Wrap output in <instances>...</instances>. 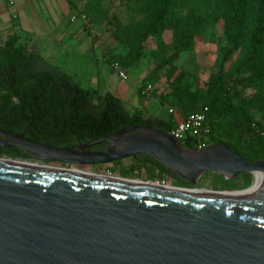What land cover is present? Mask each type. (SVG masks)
I'll use <instances>...</instances> for the list:
<instances>
[{"label": "water", "instance_id": "95a60500", "mask_svg": "<svg viewBox=\"0 0 264 264\" xmlns=\"http://www.w3.org/2000/svg\"><path fill=\"white\" fill-rule=\"evenodd\" d=\"M102 145L108 147L91 150ZM7 149L65 167L148 156L191 188L137 187L0 164V264H264V181L228 192L240 194L190 193L200 191L192 187L206 173L225 180L264 175V160L249 161L220 144L182 150L149 126L71 148L0 129V150Z\"/></svg>", "mask_w": 264, "mask_h": 264}, {"label": "trees", "instance_id": "16d2710c", "mask_svg": "<svg viewBox=\"0 0 264 264\" xmlns=\"http://www.w3.org/2000/svg\"><path fill=\"white\" fill-rule=\"evenodd\" d=\"M104 1L85 2L90 10L86 16L92 24L107 16V10L100 7ZM126 4L143 18L130 24L112 22L115 27L112 40L127 53L113 58L108 65L119 63L131 67L142 58L143 44L152 38L156 42L154 68L169 67L168 79L176 74L172 64L178 55L192 51L196 40L216 26L221 15L228 47L222 50L220 69L210 76L207 90L192 91L190 85L182 84L185 75L178 73L169 93L159 98L160 104L181 110L183 119L207 108L209 145H224L252 162L264 160V0H126ZM166 31L172 32L173 52L169 56L162 40ZM237 50L241 58L224 71L223 65ZM146 79L147 76L143 85ZM245 90H252L253 94L233 102ZM172 124L167 120L145 119L140 111H126L123 102L114 95H98L91 88L82 87L72 76L30 50L17 35L9 36L0 46V129L6 133L23 134L33 142L71 148L139 126L169 134ZM180 146L194 149L191 141ZM1 157L23 163L38 162L16 149L0 150ZM133 162L127 172L119 174L140 178L139 172L143 170L146 181L167 177L180 187L191 188L148 156ZM119 164H113L108 172L116 173ZM203 176H213L216 184L229 185L228 191L245 190L252 184L249 174L234 180L210 173Z\"/></svg>", "mask_w": 264, "mask_h": 264}, {"label": "rangeland", "instance_id": "374dc122", "mask_svg": "<svg viewBox=\"0 0 264 264\" xmlns=\"http://www.w3.org/2000/svg\"><path fill=\"white\" fill-rule=\"evenodd\" d=\"M34 1L38 3L40 12H36L37 17L33 15L31 10L29 12L33 19L37 18L39 20V24H42L43 28H49L48 30L52 32V37L56 36L54 29L59 26H61V29L62 27L67 28L70 34L76 30L75 37L77 34L82 36L81 42L72 40L67 44V46H61L62 49L59 60L54 62V64L56 63L59 68L69 73V75L75 78L76 81L80 82V76L85 73L84 70L88 65L87 61L90 56L89 50H91V52L93 50V53L95 54L93 58L95 56L99 58V62L97 64L99 71H101V67L105 68L107 76L109 77V82L113 89H116V93H118L116 96L122 100L126 111L132 112L133 106L136 104L139 106V102L141 103V97L144 101L150 103H152V100L154 99L150 113L153 115L161 114L163 119L169 121L170 123H174L177 120L183 119L184 113L179 109H170L165 105H161L159 98L169 93L171 83H173V80L176 77L175 75L178 73H183L185 77L182 81V84L190 85L192 91L200 90L205 92L208 87L210 76L218 72L220 69L219 62L222 58V50L225 47H228L224 34V24L220 15V20L217 25L208 29L203 36L196 40L192 51L178 55L176 61L172 64L176 68V74L171 76L170 79H168L166 74L169 67L161 70L154 68L153 52L156 49V42L154 39L149 38L143 44L141 51L142 58H140L131 67L126 68L117 63L118 66L126 73V80L124 82H120L117 74L111 71V69H108L110 67L108 63L117 56H125L127 50L121 45L113 42L111 35L115 27L112 22L117 20L122 24L135 23L141 21L143 15L139 14L131 5H127L126 0H105L100 4V7L103 11L107 10V16L104 17V19L99 20L97 23L92 24L89 21V18L86 16L90 11L89 5L85 6L83 0ZM74 15L75 17H71ZM84 16L86 18L85 20L82 19ZM73 18H76V23L74 24H72V22L75 21ZM162 40L164 43L166 56H169L173 52L172 32H164L162 34ZM86 46L89 47V50ZM240 58V51L237 50L223 65L224 71H227L229 65ZM48 63L50 64L52 62ZM146 76L148 79H146L145 84L143 85V79ZM82 79L84 78L82 77ZM147 85H151L153 87V91L148 98L141 94V90ZM93 90L95 91V89ZM96 91L98 94H102V90L98 89ZM252 94V90L241 91L239 96L235 97L233 102H237L238 98H247ZM143 110L144 117H148V114H150L149 110H147V108H143ZM181 149L186 150L182 147ZM28 164L39 166L44 165L55 169H66L73 173L89 174L108 178L111 177L126 181L146 182L145 173L143 170L139 172L140 178L133 177L134 175L131 177L129 175L123 177L119 174L127 172L126 170L130 169L134 165L132 159L121 161L116 168L117 172L114 174L108 172L110 168H113V165L96 167H65L63 165L43 164L36 163L34 161H29ZM161 180H164L165 184H168L170 187L181 188L176 181H173L170 178L165 177ZM252 182H254L253 176ZM228 186L229 185L223 183L216 184L214 182L213 176H202L198 180L196 186L192 188L199 189L201 192H233L228 191Z\"/></svg>", "mask_w": 264, "mask_h": 264}, {"label": "crops", "instance_id": "0c3cea01", "mask_svg": "<svg viewBox=\"0 0 264 264\" xmlns=\"http://www.w3.org/2000/svg\"><path fill=\"white\" fill-rule=\"evenodd\" d=\"M10 1L13 3V5L11 6L9 4ZM30 10L33 12V15L35 17H37L36 12H40L39 5L34 0H0V46L5 44L9 36L17 35L19 36L21 41L28 46L30 50L39 53L43 58L47 60V62H52L50 63L52 66L60 69L64 73H67L59 68L56 63L54 64V62L59 60L62 47L67 46V44L72 40L81 42L82 36H79V34H77L75 37L76 30H74V32L70 34L67 28L62 27L61 29V26H59L54 29L56 32V36L52 37V32L48 30L49 28H43L42 24H39V20L37 18H34L35 20L32 18L29 12ZM71 17H75V15ZM74 23H76V20L72 22V24ZM86 47L89 50V47ZM89 55L90 56L87 61L88 65L84 70L85 73L80 76L81 84L79 81H76L75 78L74 80L82 87L91 88L92 90L95 89V92L97 94L98 92L96 90H102V94L98 95L110 93L117 97L116 94L118 93H116V89H113V87L111 86L105 68L101 67V71H99V68L97 67L99 58L97 56L93 58V56L95 55L93 53V50L92 52L91 50H89ZM108 69H110V67ZM82 77L84 79H82ZM140 100L141 103L139 102V106H137L136 104L132 107V110L140 111L142 116L144 117L143 108H147L150 113L154 99L152 100V103L144 101L142 98ZM145 119L164 120L161 114L153 115L151 113L148 114V117H146Z\"/></svg>", "mask_w": 264, "mask_h": 264}, {"label": "built area", "instance_id": "2783aa9c", "mask_svg": "<svg viewBox=\"0 0 264 264\" xmlns=\"http://www.w3.org/2000/svg\"><path fill=\"white\" fill-rule=\"evenodd\" d=\"M86 1L87 0H83V3L85 4ZM9 4L10 6L13 5L11 1L9 2ZM76 18L73 19L76 20ZM82 19L85 20V16ZM110 69L117 74L120 82H124L126 80L125 71L117 64L111 65ZM152 91L153 87L151 85H147L144 89L141 90V94L148 98ZM207 113V108H202L200 111L190 114L185 119L174 122L169 130V136H171L179 145L185 144L187 141L193 142L194 151H201L207 148L208 146H210L208 143L210 128L207 124ZM146 182L148 183L150 181ZM151 183H154L160 187L169 186L168 184H165L164 180H156Z\"/></svg>", "mask_w": 264, "mask_h": 264}, {"label": "bare ground", "instance_id": "6f19581e", "mask_svg": "<svg viewBox=\"0 0 264 264\" xmlns=\"http://www.w3.org/2000/svg\"><path fill=\"white\" fill-rule=\"evenodd\" d=\"M0 164L1 165H7V166L20 167V168L39 170V171H45V172H51V173L53 172V173H61V174H66V175L78 176V177L94 178V179H98V180L111 181V182L126 184V185H130V186L162 189V187L157 186L154 183L152 184L151 182L143 183V182H139V181H126V180H123V179H114V178H111V177L108 178V177H103V176H95V175H89V174L73 173V172H70L69 170H66V169H55V168H50V167L46 168L44 166L33 165V164H28V163H23V162H10V161H5V160H0ZM253 179H254V182L264 181V175L254 174L253 175ZM173 188L172 187H163V189H165V190L181 191V190H178L176 188H174V189ZM182 192H187V191H182ZM190 193H199V194H208V195L240 194V193L214 194V193H211V192H201V191H192Z\"/></svg>", "mask_w": 264, "mask_h": 264}, {"label": "flooded vegetation", "instance_id": "af4514ba", "mask_svg": "<svg viewBox=\"0 0 264 264\" xmlns=\"http://www.w3.org/2000/svg\"><path fill=\"white\" fill-rule=\"evenodd\" d=\"M102 146H104V147H102L100 150H93V149H95V148H97V147H94V148H92L91 150L92 151H103V150H105L107 147H108V145H102ZM134 161V160H133ZM173 180V179H172ZM173 181H175V180H173ZM168 187H170V186H168ZM182 188V187H181ZM184 188V187H183Z\"/></svg>", "mask_w": 264, "mask_h": 264}]
</instances>
